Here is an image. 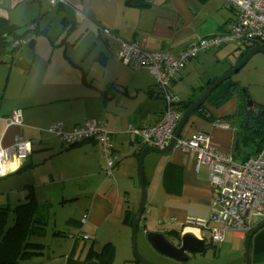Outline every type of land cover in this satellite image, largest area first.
Instances as JSON below:
<instances>
[{"label":"crops","instance_id":"obj_1","mask_svg":"<svg viewBox=\"0 0 264 264\" xmlns=\"http://www.w3.org/2000/svg\"><path fill=\"white\" fill-rule=\"evenodd\" d=\"M59 1L53 5L75 7L81 17L84 10L88 34L97 38L100 33L104 44L95 39L88 57L76 59L67 56L68 46L64 54L62 45H48L42 53L36 40L31 45L26 41L28 48L17 63L0 65V147H12L19 137L32 145L31 155L22 167L0 179L4 187L0 207L13 209L19 201L26 202L31 190L38 204L49 211L46 227L53 230L40 240L45 245L44 254L35 256L32 264H141L133 254L132 226L142 198L138 171L142 149H136L139 139L128 130L132 127L143 132L155 126L166 101L154 75L121 61V41L149 51L178 53L195 41L223 31L236 12L226 6L225 0H88V10L79 0ZM0 15L9 17L2 8ZM104 29L117 38L105 35ZM223 48L211 49L188 61L170 87L176 107L201 99L235 66L207 78L205 69L221 62ZM96 50L98 53L93 55ZM201 72L206 76H200ZM224 83L190 117L182 134L190 138L197 132L209 133L217 151L244 161L237 153V132L230 119L238 111L239 98L232 97L216 107L232 84ZM18 112L22 126L7 128L4 119ZM89 120L104 121L114 153L126 155L118 161L112 176L107 175V157L97 142L65 146L49 132L53 123H62L70 132ZM216 122L230 124V128L219 129ZM144 175L148 195L137 237L142 230L146 244L149 232L164 233L169 239L194 233L207 240L206 231L210 233V244L224 250L230 235L245 243V258L239 255L227 264H245L250 233L227 230L222 243L213 240V229L221 227L212 219L219 210L217 195L210 171L197 169L193 154L178 150L166 155L148 153ZM17 194L25 199L20 197L15 202ZM193 221L207 224L193 228ZM105 251L106 255L100 256ZM251 258V264H264V229L252 239Z\"/></svg>","mask_w":264,"mask_h":264},{"label":"built area","instance_id":"obj_2","mask_svg":"<svg viewBox=\"0 0 264 264\" xmlns=\"http://www.w3.org/2000/svg\"><path fill=\"white\" fill-rule=\"evenodd\" d=\"M49 1L54 5L60 2ZM225 3L236 12L237 17L227 23L223 31L195 41L178 53L149 51L135 43L120 40L123 44L121 61L136 70L146 69L154 75L160 93L166 101V109L155 126L143 132L129 127L128 133L139 139L136 149L141 150L150 146L163 150L175 139L182 113L174 104L170 87L189 60L212 48H222L230 44L264 48V0H225ZM103 32L107 36L117 38V35L109 30L104 29ZM20 44L21 42L15 43V45ZM4 120L7 128L22 126L20 112ZM215 126L219 129L230 128L222 122H216ZM49 132L59 137L65 146H74L88 140L97 142L102 148V153L107 157L108 176H112L118 161L126 157L114 153L112 136L104 121L89 120L70 132L66 131L62 123H53ZM29 144L30 150L26 148ZM31 146L30 142L19 137L12 147H0V151L6 153L5 156L0 157V166L10 165L13 156L18 157L23 165L31 155ZM174 150L193 154L197 169L207 168L210 171V181L219 206L218 212L212 219L221 225L220 228L213 229L215 243L224 241V233L227 230L251 233L264 222V151L246 161H236L231 155L217 151L212 135L205 132H197L190 138L181 134L176 139ZM10 173L14 172L9 171L8 174ZM3 177L5 176L0 179ZM206 224L193 221L191 226L201 228L206 227Z\"/></svg>","mask_w":264,"mask_h":264},{"label":"rangeland","instance_id":"obj_3","mask_svg":"<svg viewBox=\"0 0 264 264\" xmlns=\"http://www.w3.org/2000/svg\"><path fill=\"white\" fill-rule=\"evenodd\" d=\"M77 1L78 0H75V2ZM78 2H80L82 6H85V10H88V0H79ZM13 3L12 0H6V4L4 5V1L0 0V8L5 10L9 15L8 19L12 25H15L17 34L25 36L24 40L26 41L35 39L39 44V49L42 53L44 47L48 45H62L64 47L63 49L62 46L60 47L62 54L66 53L65 47L68 46L69 50L67 56H73V58L79 59L82 56L88 57V49L91 45L95 44L96 41L98 44H104V38L100 33L97 34V38L96 36L88 34V15L84 10H82L83 14L81 17V13L75 7L72 8L68 5L65 6V4H57L54 6L49 0H18L15 4ZM236 17L237 14L234 16L233 20ZM230 45L231 46L229 48L225 46V48L220 50L221 54L223 52L222 55L219 54V56L222 58L220 63L216 62L214 67H207V69H205L208 73L207 78L218 74L233 64L236 66V64L240 63L239 60L242 54L248 50V46H242L241 48L238 47L237 49L235 44ZM27 48V45L22 46V50L17 55L15 60L16 63L18 62L20 55H23ZM97 53L98 50H96L93 55H96ZM224 53H227L225 54V57ZM201 74L202 75L200 76L202 77L206 76L203 72H201ZM231 83H237L245 87L252 101L264 107V55H255L248 62V64L237 74H235L230 80H228L226 84ZM19 93H21V91ZM3 189L4 187L2 188L0 184V198H3L1 196ZM23 192L24 191H19L18 193ZM20 197L25 199V196H20V194H17L13 200L16 202ZM4 200H7V198H4ZM22 202H24V200L13 205V208H15L17 204H23ZM13 222L14 214L13 212H10L9 225H12ZM51 230L53 229L48 228L49 232L47 231V233L49 234ZM141 231L137 237V247L140 256L152 264H179L178 262H175L157 253L150 245L148 240H146L148 244L144 243L141 238ZM205 236L209 241L208 248H206L205 252L202 254H191L189 262L184 264H227L235 262L239 255L244 256L243 258H245L244 242L235 241L229 235L227 238V245L223 250L221 246L214 247L210 244L211 237L209 232L205 231ZM170 239L175 241L176 238L171 237ZM36 240L41 239L36 238ZM43 241L48 242L46 240Z\"/></svg>","mask_w":264,"mask_h":264},{"label":"trees","instance_id":"obj_4","mask_svg":"<svg viewBox=\"0 0 264 264\" xmlns=\"http://www.w3.org/2000/svg\"><path fill=\"white\" fill-rule=\"evenodd\" d=\"M134 1L137 0H131ZM24 39L25 36L17 34L15 25L0 15V65L11 64L16 60L22 45L26 42ZM17 42L21 44L15 45ZM29 42V45L34 44L35 39ZM247 48L240 61L252 46ZM247 94L245 87L232 83L227 93L216 102L218 108L232 97L239 98L238 111L230 119L233 120L237 132L236 150L238 154L243 155L244 161L259 155L264 150V107L257 105L258 110H249ZM10 212L14 214L12 225H9ZM49 218V211L38 204L31 190L23 204L13 209L0 207V264H32L35 256L43 255L45 245L36 238L42 239L47 236L46 226ZM106 253L105 251L100 256H105Z\"/></svg>","mask_w":264,"mask_h":264},{"label":"water","instance_id":"obj_5","mask_svg":"<svg viewBox=\"0 0 264 264\" xmlns=\"http://www.w3.org/2000/svg\"><path fill=\"white\" fill-rule=\"evenodd\" d=\"M257 54L264 55L263 47H252L245 55V57L234 66L224 77L217 81L212 87H210L206 94L196 102H184L179 103L178 108L182 113V118L179 122L177 130L175 132V139L171 144L163 150L156 149L154 147H144L140 153L138 171L140 176L141 183V203L138 209V212L135 216L133 226H132V247L133 253L136 260L141 264H152L140 256L137 247V232L140 220L143 216L144 210L147 203V188L145 184V175H144V159L148 153H155L159 155L171 154L174 151V146L176 139L181 135L183 129L188 124L190 117L200 111L204 104L207 102L212 92L217 89L219 85L231 79L235 74H237L241 69H243L248 62ZM247 106L249 110H258V106L252 101L249 94L246 95ZM264 229V222L260 223L247 237L246 240V259L245 264H251V242L254 236ZM147 240L153 249L160 255L171 259L179 264H184L189 262L190 254H201L205 251L207 247V240L198 238L194 233H186L184 235H177L175 241L169 239L164 233L159 232H149L147 233Z\"/></svg>","mask_w":264,"mask_h":264},{"label":"clouds","instance_id":"obj_6","mask_svg":"<svg viewBox=\"0 0 264 264\" xmlns=\"http://www.w3.org/2000/svg\"><path fill=\"white\" fill-rule=\"evenodd\" d=\"M26 148L30 150V144L26 145ZM5 155L6 153L4 151H0V157ZM21 165H22V161L18 157L13 156L10 165L0 166V177L6 176L9 171L11 172L17 171Z\"/></svg>","mask_w":264,"mask_h":264}]
</instances>
